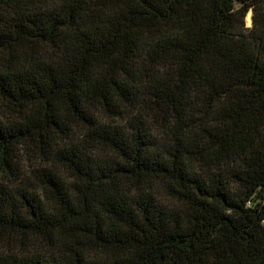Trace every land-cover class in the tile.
Here are the masks:
<instances>
[{
    "label": "trees",
    "instance_id": "1",
    "mask_svg": "<svg viewBox=\"0 0 264 264\" xmlns=\"http://www.w3.org/2000/svg\"><path fill=\"white\" fill-rule=\"evenodd\" d=\"M0 264H264V0H0Z\"/></svg>",
    "mask_w": 264,
    "mask_h": 264
},
{
    "label": "bare ground",
    "instance_id": "2",
    "mask_svg": "<svg viewBox=\"0 0 264 264\" xmlns=\"http://www.w3.org/2000/svg\"><path fill=\"white\" fill-rule=\"evenodd\" d=\"M247 18V20L250 22V15H249V12L246 14V17L245 19ZM249 22H248V25H249Z\"/></svg>",
    "mask_w": 264,
    "mask_h": 264
},
{
    "label": "water",
    "instance_id": "3",
    "mask_svg": "<svg viewBox=\"0 0 264 264\" xmlns=\"http://www.w3.org/2000/svg\"><path fill=\"white\" fill-rule=\"evenodd\" d=\"M249 15H250V22H249V25H250V23H251V11H249ZM249 25H247V26H249Z\"/></svg>",
    "mask_w": 264,
    "mask_h": 264
},
{
    "label": "rangeland",
    "instance_id": "4",
    "mask_svg": "<svg viewBox=\"0 0 264 264\" xmlns=\"http://www.w3.org/2000/svg\"><path fill=\"white\" fill-rule=\"evenodd\" d=\"M248 22H249V21H248L247 18H246V19H245V24L248 25Z\"/></svg>",
    "mask_w": 264,
    "mask_h": 264
}]
</instances>
